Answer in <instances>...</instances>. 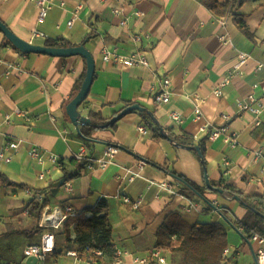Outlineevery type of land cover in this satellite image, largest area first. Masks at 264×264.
I'll use <instances>...</instances> for the list:
<instances>
[{
  "label": "crops",
  "instance_id": "1",
  "mask_svg": "<svg viewBox=\"0 0 264 264\" xmlns=\"http://www.w3.org/2000/svg\"><path fill=\"white\" fill-rule=\"evenodd\" d=\"M55 1L45 22L39 24L33 1L0 0V20L32 43L67 41L71 46L85 45L92 52L95 76L79 107L91 122L78 129L67 114V105L86 75L84 58L21 53L5 43L0 31V149L8 141H22L19 150L9 152L12 161L0 159V172L29 187H4L0 181V215L16 214L12 221L27 224L31 218L27 206L34 191L44 193L50 205L70 204L79 212L106 200L114 245L134 255H146L155 248L157 230L165 217L175 212L191 224L222 223L228 231L223 264H249L241 257L243 252L253 255L252 249L233 223L245 217L247 208L240 199L204 188L197 154L175 143L171 136L197 135L195 142L202 141L206 149L209 180L235 185L246 195H263L264 202V110L257 126L256 116L240 108L252 93L264 104V67L258 68L264 63V0H245L237 9L254 40L244 35L232 15H218L198 0ZM37 30L45 36L34 37ZM136 36L141 40L136 41ZM105 48L123 56L141 51L149 65L106 62L102 55ZM240 53L248 54V59L230 75ZM165 79L170 80L167 103L157 99ZM218 87L221 96L215 94ZM197 98L204 99L201 120L195 116ZM135 104L142 109L125 113L114 125L91 126L93 120L101 123L115 118ZM143 110L150 118L142 114ZM25 112L31 115L26 117ZM173 112L180 120L171 118ZM207 123L228 125L230 131L237 132V147L227 144L223 136L208 140V130L200 131ZM140 125L147 127V134L140 133ZM156 127L165 135H156ZM33 145L58 155L62 166L49 160L38 163L30 155ZM109 145L119 147L113 162L106 168H90V159L100 158ZM259 150L263 156L256 158ZM82 152L84 158H76ZM226 159L230 165H225ZM42 172L44 178H40ZM133 175L134 180H130ZM171 178L179 183V191L161 187ZM186 178L201 191L189 185ZM126 197L143 202L135 208L133 202L124 201ZM165 253L168 264H184L182 252ZM66 261L87 264L70 258ZM127 262L131 264L130 258Z\"/></svg>",
  "mask_w": 264,
  "mask_h": 264
},
{
  "label": "trees",
  "instance_id": "2",
  "mask_svg": "<svg viewBox=\"0 0 264 264\" xmlns=\"http://www.w3.org/2000/svg\"><path fill=\"white\" fill-rule=\"evenodd\" d=\"M198 1L206 5L218 15H232L236 25L244 33V35H246L249 39L254 40V35L246 24L244 16L237 12L238 7H240L245 2V0H227L224 3H220L217 0ZM5 43L11 45L13 48L23 53L6 37ZM45 45L52 47L71 46L67 41L59 43L58 41L51 39L46 40ZM84 60L86 62L85 58ZM83 79L84 76L78 83V90L82 85ZM142 114L147 118H150L147 110H143ZM92 116L93 114H91V117ZM118 116L119 114L116 115V117ZM116 117L108 120L101 119V123H94L93 120L91 126L93 128L99 127L102 124H104L106 127L112 126L117 121ZM84 134L89 135L87 132H85V130ZM155 134L165 135V132H160V129L156 127ZM171 137L172 140L178 145L191 148L195 151L202 165L206 182L207 160L204 143L202 141L196 143L194 136L188 135L187 133L174 135ZM197 146L201 148L202 155L197 152ZM78 173L79 172H76L74 175H77ZM186 180L189 185L201 191V187L196 183L188 180L187 178ZM0 181L4 187L29 189V187L26 185L13 182L2 172H0ZM210 183L214 186V192L219 194V191L216 188H220L223 190L222 194L224 196L231 198L238 196L243 205L247 208L245 217L240 221H234V225H243L248 229L254 230L264 235V218L262 217L264 216L263 195H246L242 189L232 184H224L223 182L216 183L213 181H210ZM204 188H207V183ZM37 194L38 191H34V197L30 200L27 206L29 209V215L34 223V228L31 229L33 230V233L42 230L39 227V221L44 206L48 204L45 198L43 201H38L36 199ZM108 207L109 204L106 200H100L93 208L79 212L75 217H70L65 224V230L63 233L65 237V247L62 252L65 251L66 254L68 251H76L79 254V257L86 262L96 261L99 264L106 263L109 260L108 257L113 255L115 246L113 242V228L107 216ZM88 212H91L92 215L88 216ZM13 234L31 233L26 228L18 229L14 225L10 224L7 231L3 233V236L6 237ZM156 237L155 248L170 250L172 252H182L184 264H223L224 252L228 248V231L222 223L213 222L204 224H191L175 212H171L165 217L163 223L157 230ZM96 250L104 251L107 257H99L95 255L94 251ZM83 252H86V256L82 255Z\"/></svg>",
  "mask_w": 264,
  "mask_h": 264
},
{
  "label": "built area",
  "instance_id": "3",
  "mask_svg": "<svg viewBox=\"0 0 264 264\" xmlns=\"http://www.w3.org/2000/svg\"><path fill=\"white\" fill-rule=\"evenodd\" d=\"M34 2L38 9V23L43 24L48 16L49 11L53 8V6L56 4L55 0H31ZM63 4V3H62ZM78 9H81V6H78ZM137 14H142L141 12H137ZM77 15L75 14V17ZM75 17L72 21H70L69 24H72ZM123 21L122 23H124ZM45 33L42 31H35L34 37H44ZM224 41H228L225 36L220 37ZM136 41L141 40L140 36H136L134 38ZM103 59L106 62H112L119 65H128V66H148L149 62L146 57V55L141 51H135L131 55L123 56L117 53L115 50H111L108 48H105L102 51ZM248 59V54L246 53H240L238 63L232 68L231 74L237 73L241 66L246 63ZM264 67V63H261L258 65V68L261 69ZM228 79L225 80L227 82ZM224 82V83H225ZM224 83L222 85H224ZM169 85L170 80L165 79L164 80V88L163 92L158 95L157 99L160 102L167 103L169 101ZM264 91V85L262 87ZM215 94L218 96L222 95V90L220 87L215 89ZM204 99L197 98L196 99V107H195V116L197 120H201L204 116L203 110H202V102ZM240 108L243 111H250L256 116V125L259 126L261 124L260 115L262 114L264 110V104L258 99L255 93L250 94L244 101L240 103ZM19 113H22V111H18ZM24 115L26 117H29L31 115V112H25ZM9 119V117H6ZM171 118L174 120H180L179 114L173 112L171 113ZM226 120H229V116L224 117ZM2 126V122L0 121V129ZM208 130V131H207ZM139 131L142 134H147L148 130L147 127L144 125L139 126ZM200 131H207V139L208 140H214L216 138H219L223 136L224 141L229 144L231 147L235 148L238 145L237 136L238 133L235 131H230L228 125H222L220 127L212 126L210 123L205 124L200 128ZM194 138H197V135L194 136ZM20 140H11L8 141L6 145H4L0 149V159L5 162L12 161V156L9 154L11 151H17L21 147ZM119 152V147L115 145H109L103 155L93 161L90 159L89 167H100V168H106L110 163L113 162V159L115 155ZM30 155L35 158L38 163L43 164L46 160H49L53 165H56L58 167L62 166V161L60 157L54 153L47 152L43 150L38 145H33L30 148ZM263 156V151L259 150L256 152V158H260ZM76 158L83 159L84 153H79L76 155ZM225 165H230L229 160H225ZM139 167H143V162L139 163ZM264 171V167L262 169ZM46 175L44 172L40 174V178H44ZM135 176H131L130 180H134ZM161 187L167 188L170 191H179L180 185L177 183V181L174 178H171L167 182H163L160 184ZM68 190H71V185L68 183ZM36 199L38 201H43L44 195L43 193H38L36 195ZM124 201L127 203L133 202V206L135 208H138L142 204V199H136L132 201L129 197L124 198ZM79 211H77L72 205L66 204V205H50L46 204L44 206V209L42 211V215L39 221V227L42 229L40 238L38 241L28 244L24 249V260L23 261H15V260H9V259H0V264H27L26 261L28 258L36 257L38 258V263L40 260L47 259L50 255H53L57 250L58 245V234L64 233L65 230V224L67 220L70 217H75ZM236 229L242 234L244 238V243L247 244L251 249L252 253L255 258L256 264H264V235L261 233H258L254 230L248 229L243 225H237ZM94 254L103 257L106 256L104 251L102 250H96L94 251ZM227 254V250H225L224 255ZM67 256L73 257L76 260L80 262H86L82 260L79 257V254L76 251H68L66 253ZM83 256H86V252H83ZM107 257V256H106ZM128 258H130L131 264H168L166 253L164 249L161 248H154L151 251H149L146 255H134L128 250H124L118 246H114V252L111 257H108V261L104 264H129ZM37 263V264H38ZM87 264H99L96 261L92 262H86Z\"/></svg>",
  "mask_w": 264,
  "mask_h": 264
},
{
  "label": "water",
  "instance_id": "4",
  "mask_svg": "<svg viewBox=\"0 0 264 264\" xmlns=\"http://www.w3.org/2000/svg\"><path fill=\"white\" fill-rule=\"evenodd\" d=\"M0 31L4 34V36L20 51L23 53H38V54H47L50 56L57 57H72V56H82L86 59L87 69L86 75L82 82V85L74 96V98L67 105V114L72 121V123L79 129L80 125H88L91 120L79 111V107L86 100L96 71V62L92 52L85 47V45L78 46H67V47H52L41 44L32 43L28 40L23 39L16 33H14L2 20H0ZM135 109H142V107L138 104L131 105L125 108L116 119L120 116L124 115L127 112H130ZM197 152L202 155L201 148L199 146L196 147ZM206 183L209 189H214V186L210 183L208 176L206 177ZM219 193H223V190L220 188H216ZM235 199H240L238 196L234 197ZM259 213V212H258ZM260 214V213H259ZM264 218V216H262ZM27 264H37L38 258L31 257L26 261Z\"/></svg>",
  "mask_w": 264,
  "mask_h": 264
},
{
  "label": "rangeland",
  "instance_id": "5",
  "mask_svg": "<svg viewBox=\"0 0 264 264\" xmlns=\"http://www.w3.org/2000/svg\"><path fill=\"white\" fill-rule=\"evenodd\" d=\"M16 216H7V215H0V259H9V260H15V261H23L24 260V249L25 247L33 242L37 241L40 237V231H37L33 233L34 223L33 220L30 218V220H27V224H21V221L19 220H11L12 217ZM11 221V222H10ZM12 224L16 228H26L28 231H30L31 234H13L10 236H3V233H5L8 229V226ZM65 247V237L64 234H58V245H57V252H55L53 255H50L45 260H40L38 264H56L55 260L58 256H62L57 258L58 264H67L66 259H75L70 256H66L64 250ZM242 262H250L249 264H256L254 255H246L244 252L242 254Z\"/></svg>",
  "mask_w": 264,
  "mask_h": 264
}]
</instances>
